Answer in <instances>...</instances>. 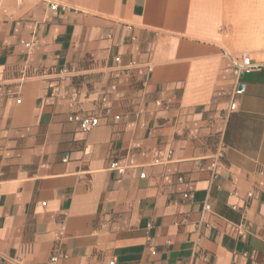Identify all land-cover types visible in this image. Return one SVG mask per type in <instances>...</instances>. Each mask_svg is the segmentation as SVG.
Wrapping results in <instances>:
<instances>
[{
	"label": "crops",
	"instance_id": "crops-1",
	"mask_svg": "<svg viewBox=\"0 0 264 264\" xmlns=\"http://www.w3.org/2000/svg\"><path fill=\"white\" fill-rule=\"evenodd\" d=\"M0 84V264H264V0H0Z\"/></svg>",
	"mask_w": 264,
	"mask_h": 264
},
{
	"label": "built area",
	"instance_id": "built-area-1",
	"mask_svg": "<svg viewBox=\"0 0 264 264\" xmlns=\"http://www.w3.org/2000/svg\"><path fill=\"white\" fill-rule=\"evenodd\" d=\"M59 8V5L56 3H53L51 5V9L52 10H57ZM30 50L35 47L37 45L36 41L33 42H27L25 44ZM117 61L119 62L120 60L117 59ZM258 66L256 64H254L252 58L250 57V55L248 53H244L241 58L238 59V61L235 64L234 67V74L237 78H240L245 72L254 70L255 68H257ZM3 86L0 84V99L3 95ZM242 93L241 88L238 86L235 89V94L236 95H240ZM78 100V94L75 93L73 94V96L71 97V101H70V107L74 108L75 104ZM159 106H163L165 108H168L169 106L167 104H163L161 102H158ZM237 108V103L236 101L232 102L231 106H230V110L231 111H235ZM70 121H76L79 123L80 129L83 132H90L92 130H94L95 128L98 127L99 125V118L96 115H86L83 116L79 113H72L69 117ZM162 152H158L157 153V159H156V163H163L165 161H170L172 160V152H169L168 154L165 155L166 159L162 160L161 156H162ZM111 169L116 170L119 174L123 175L125 174V168L122 166H119L116 162L112 163L111 165ZM142 177H144V175H142ZM250 196H252V194H250ZM185 197H188V195H185ZM212 209V206L210 203H206L205 204V210L206 211H210ZM242 231V230H241ZM240 231V232H241ZM64 258H67V256H64ZM59 256L58 255H54L51 258V262L52 263H56L59 261Z\"/></svg>",
	"mask_w": 264,
	"mask_h": 264
},
{
	"label": "water",
	"instance_id": "water-1",
	"mask_svg": "<svg viewBox=\"0 0 264 264\" xmlns=\"http://www.w3.org/2000/svg\"><path fill=\"white\" fill-rule=\"evenodd\" d=\"M240 88H242V87H240Z\"/></svg>",
	"mask_w": 264,
	"mask_h": 264
}]
</instances>
